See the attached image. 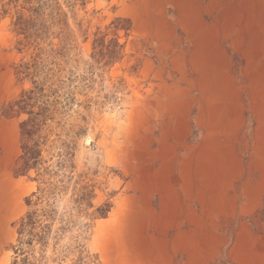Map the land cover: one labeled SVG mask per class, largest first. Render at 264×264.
I'll return each instance as SVG.
<instances>
[{"label": "rangeland", "instance_id": "obj_1", "mask_svg": "<svg viewBox=\"0 0 264 264\" xmlns=\"http://www.w3.org/2000/svg\"><path fill=\"white\" fill-rule=\"evenodd\" d=\"M8 7L0 15V264H12L16 221L37 186L32 171L14 173L23 115L1 114L30 86L17 81L15 66L38 51L35 44L63 81L50 139L74 143L73 179L93 190L92 207L74 212L60 237L57 254L68 248L62 264L82 256L84 264H264V173L241 174L230 185L201 182L188 171L180 130L164 120L181 121L183 88L194 101L206 47L216 50L219 85L231 74L260 89L264 0H16ZM17 12L37 37L15 31ZM118 17L129 19V31L125 20L114 28ZM247 138L253 165L262 168L264 137ZM70 195L68 188L55 203L53 229L68 218ZM104 203L109 212L96 216ZM52 249L50 240L49 264Z\"/></svg>", "mask_w": 264, "mask_h": 264}, {"label": "trees", "instance_id": "obj_2", "mask_svg": "<svg viewBox=\"0 0 264 264\" xmlns=\"http://www.w3.org/2000/svg\"><path fill=\"white\" fill-rule=\"evenodd\" d=\"M15 1L0 0V15L8 13V6ZM15 15V31L24 35L25 39L33 35L37 37L38 33L34 31L36 28L28 26L30 19L24 17L22 12ZM119 20H125L127 25L121 28L129 31V19L120 17L114 21V28L119 29ZM21 46L20 50L25 43H21ZM37 46L35 44L38 51L34 55L29 59H21L15 66L17 81L22 84L28 82L30 86L22 88L15 99L2 107L1 113L4 116L23 115L19 123L21 153L16 160L14 173L28 176L32 171V180L37 183L36 190L25 198L27 211L16 221L17 239L11 245L12 264H49L47 249L50 240H53L51 262L62 264L66 258L62 253L68 248L60 250L59 255L57 246L60 237L73 222L72 214L82 213L92 207L93 190L89 188L90 185L73 179L74 143L62 139L59 134L50 139L53 132L50 124L54 122L58 106L62 104L58 84H63V81L54 72L56 62L43 58ZM115 46L119 50L122 48L117 40ZM119 50L114 51V59H118ZM75 134H80V130ZM68 188H71L69 201L72 203L68 218L61 216L58 219L59 225L53 229L57 222L55 203L64 197ZM110 208L111 204L104 203L94 212L98 217H105ZM85 213L88 214L86 211ZM84 258L82 256L77 263L84 264Z\"/></svg>", "mask_w": 264, "mask_h": 264}, {"label": "crops", "instance_id": "obj_3", "mask_svg": "<svg viewBox=\"0 0 264 264\" xmlns=\"http://www.w3.org/2000/svg\"><path fill=\"white\" fill-rule=\"evenodd\" d=\"M221 40L219 38L220 46ZM196 45L200 47L204 44L199 41L190 42V46ZM211 52L209 47L204 49L199 60L202 69H198L193 76L199 78L193 102L190 88H183L188 95L180 116L181 121L170 115L164 120L167 124L174 125L175 130L179 129L182 140L188 144V151H184L183 155L188 161L187 165L192 168L188 171L201 175V182L207 176L208 182L219 181L230 185L241 174L264 173V161L258 162V166L262 168L254 167L253 157L247 152L249 135H254L251 143H255V134L258 138L264 137V84L256 92L254 88H248L247 83L244 84L238 77L234 78L229 74L225 78L226 83L224 81L219 85L217 58L214 57L216 50H213V55ZM233 52L238 55L241 53ZM222 55L231 58L226 50ZM166 135L165 139L170 143L169 134Z\"/></svg>", "mask_w": 264, "mask_h": 264}]
</instances>
